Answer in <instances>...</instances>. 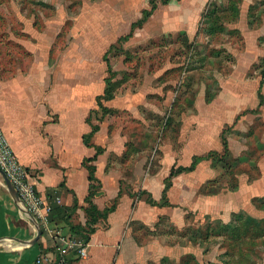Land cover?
<instances>
[{
	"label": "crops",
	"instance_id": "crops-1",
	"mask_svg": "<svg viewBox=\"0 0 264 264\" xmlns=\"http://www.w3.org/2000/svg\"><path fill=\"white\" fill-rule=\"evenodd\" d=\"M32 1L40 6L41 1ZM51 1L42 0L41 5L51 9L49 5L54 4ZM151 1L89 0V3L85 2L86 5L81 3L83 6H80L79 16L75 19L78 23L75 25L71 23V17L65 18L67 11L62 2L64 8L61 19L56 18V9L51 5L54 11L51 15L47 16L43 12L41 15L37 11L32 12V18L24 20L20 32L25 38L14 35L9 27L4 28L5 34L1 36L0 130L6 135L20 163L27 169L30 181L38 193L52 207L51 214L54 213L55 222L50 228L68 234L71 233L70 224H86V199L91 186L89 166L95 168L94 176L100 186L98 194L93 198L94 205L103 211L118 200L115 212L97 225L91 241L87 244L83 242L85 257H79L78 261H68L72 251L77 250H66L60 264H152L156 260L169 258L171 250L166 247L137 244L132 228L138 222L154 226L160 209L151 206L145 199L137 202L126 189H122L124 171L131 168L132 181L136 177L142 183L141 189L154 200H159L164 180L169 176L172 166L182 164V160L190 164L194 156L219 150L221 132L225 127L237 124V120L229 124L241 112V109H236L237 105L226 104L221 108L225 114L218 119L215 113L219 112L212 104L200 102L197 119L202 123L198 125L197 138L189 139L188 148L172 151V158H168L165 151L163 162L153 172L149 168L148 171L144 169L145 165L140 171L136 166V160L142 156L148 160L149 148L143 146L142 151L132 152L130 145L135 144L134 139L110 132L111 126L105 119L99 122L96 120L97 123L90 121L95 112H99V101L107 89L101 65L104 56L119 40L132 33L133 24L142 19L144 11L151 7ZM209 1L173 0L167 5H160L143 27L135 29L125 43L141 39V32L147 33L143 41L150 40L156 31L163 34L168 31L195 34L203 10L210 8L215 0ZM253 1L241 0L237 22L228 28L243 33L245 39L250 38L249 43L242 45L243 53L238 51L241 48L235 47V50L231 43L229 46L221 45L225 50L229 47L232 52L235 67L229 80L237 84H244L243 79L248 77L252 67L264 58V52L259 48L250 49L261 45L264 26L255 32L247 31L246 34L243 30V25L249 21L251 6L257 0ZM173 4H180L181 7L187 4L188 7L186 11L178 9L173 18H163V7ZM13 11L18 17L19 7L15 6ZM39 19L48 30L40 31L36 28L35 22ZM59 34L64 36V45L50 61L47 53ZM42 47L45 49L41 52ZM22 48H26L29 55L23 56L20 53ZM254 79H251L252 84L254 81L261 82L260 74ZM133 98V95L116 96L110 101L101 100V103L110 111L125 110ZM260 111L251 114V121H248L251 115L246 116L240 121V126L250 124L257 118L264 122ZM93 126H98L94 134ZM240 126L236 128L240 129ZM146 140L141 139L138 143L144 145ZM124 157L128 161L124 162ZM181 177L182 174L173 178L175 188L180 186L178 180ZM262 179L259 184L251 187V198L264 197V177ZM127 182L130 184V180ZM151 182L155 183L154 188ZM241 189L240 184L238 190ZM172 190L173 187L168 193V199L170 203L176 204L172 199ZM185 207H188V202ZM177 208L171 210L175 211L174 217H178L181 212V208ZM37 225L42 235L33 243L38 234ZM75 237L81 241L78 236ZM57 246L59 243L51 239L40 223L33 222L21 211L0 174V264H38V260L46 258L50 259L49 264H55L59 253L55 249Z\"/></svg>",
	"mask_w": 264,
	"mask_h": 264
},
{
	"label": "rangeland",
	"instance_id": "rangeland-1",
	"mask_svg": "<svg viewBox=\"0 0 264 264\" xmlns=\"http://www.w3.org/2000/svg\"><path fill=\"white\" fill-rule=\"evenodd\" d=\"M156 1L160 6L161 1ZM41 2L37 6L32 0H0V40L5 27L22 37L20 29L24 20L32 18V12L40 11L41 15L43 12L48 16L54 12V6L56 18L61 19L62 2L67 11L65 18L71 17V23L75 25L79 10L89 0H52L51 9L42 6ZM81 3L84 4L81 6ZM240 3L241 0H215L211 6L209 4L210 8L204 9L197 21L195 34L156 31L150 40L143 41L147 33L141 32V39L135 42L121 40L113 45L101 64L107 83L106 98L124 95H133L134 98L131 105H126L127 109L109 113L99 110L91 121L97 123L96 119H105L111 126L110 132L134 139L135 144L130 145L132 152L142 151L143 146L149 148L148 160L143 156L136 160L139 171L145 165L147 171L149 168L156 172L164 160L165 151L167 157L172 158V151L188 148L189 139L197 138L198 125L202 123L197 119L200 102L212 104L219 112L215 113L218 119L225 114L221 108L226 104L231 103L237 105L236 109H241L229 123L237 120V124L229 125L224 128V133L221 132V148L194 156L199 157L195 164L196 173H183L177 188L172 183L169 191L173 187L172 199L176 204L168 199L169 206L155 207L160 209V215L154 226L138 222L132 228L139 246L152 244L171 250L169 258L152 264H264V197L251 198V187L263 181L264 177V122L257 118L240 126L241 120L252 113H261L260 110L264 119V103L261 105L258 94L260 81L251 83V79L264 71V58L252 67L248 77L243 79L244 84H237L229 80L235 67L232 52L229 47L227 50L221 48V45L229 46L231 43L234 49L241 48L238 51L243 53L242 45L250 42L243 33L228 29L237 22ZM15 6L20 10L18 17L12 12ZM187 7V4L163 7L162 17L173 18L178 9L186 11ZM251 9L249 16L252 19L249 17L248 23L243 25L245 34L264 26V0L255 1ZM36 21V28L48 30L41 19ZM212 30L216 32L210 35ZM64 40L63 35L57 36L47 53L50 61L63 48ZM258 48L264 52V38L261 45L250 47L253 50ZM44 49L40 48L41 52ZM21 51L23 56L28 54L26 48ZM262 88L264 95V85ZM251 120L252 115L248 118ZM237 125L241 130L236 128ZM222 137L229 144V156H224ZM141 139L148 140L141 145L138 143ZM123 160L128 161L127 157ZM193 160L190 164L182 160V164L172 166L170 172L173 168L178 171L190 167ZM124 174L122 189H126L137 202L146 201L147 193L141 189V181L136 177L132 181L133 170H125ZM154 184L151 182L152 188ZM240 184V191L238 188L233 190ZM164 188L160 199L156 200L161 204L165 203L161 201ZM262 194L264 196V191ZM186 202L188 207H185ZM177 206L181 212L174 217L175 211L171 210ZM55 249L62 260L64 251L60 246ZM70 256L68 261H76L80 257L77 251H72Z\"/></svg>",
	"mask_w": 264,
	"mask_h": 264
},
{
	"label": "built area",
	"instance_id": "built-area-1",
	"mask_svg": "<svg viewBox=\"0 0 264 264\" xmlns=\"http://www.w3.org/2000/svg\"><path fill=\"white\" fill-rule=\"evenodd\" d=\"M0 169L4 171L14 187L21 211L31 219L33 218L36 223H40L51 239L59 243L63 251L75 249L80 257H85L86 252L82 241L77 240L71 233L63 234L59 230L50 228L52 207L44 201L35 185L30 181L27 169L20 163L2 130H0ZM37 263L49 264L50 259L38 260Z\"/></svg>",
	"mask_w": 264,
	"mask_h": 264
},
{
	"label": "trees",
	"instance_id": "trees-1",
	"mask_svg": "<svg viewBox=\"0 0 264 264\" xmlns=\"http://www.w3.org/2000/svg\"><path fill=\"white\" fill-rule=\"evenodd\" d=\"M160 1H161V5H167V4H169L173 0H160ZM176 1H181V0H176ZM157 8H158L157 1L156 0H152L151 1V8L148 9V10H145L144 13H143L142 19L133 24V31L135 29H137V28H142L143 25H144V23L153 15V13L155 12V10ZM238 13H239V8H238ZM249 17L252 19L251 16H249ZM133 31H132V33H133ZM215 32L216 31L212 30L211 32H209V34L211 35V34H214ZM132 33L129 36H127L125 38H122L121 40H124V41L129 40V38L132 36ZM121 40H119V42ZM111 48H113V46ZM260 76H261V82H260V88H259L258 94H259V97L261 99V105H262L264 103V95L262 93V87L264 85V71H262L260 73ZM106 95H107V89L105 91V95L100 99L99 105H100V110L106 111V112L109 113V112H112V111H110L107 108H105L102 105L101 100L110 101L113 98H112V96L106 98L107 97ZM96 120L97 121H102V119H96ZM90 121H91V119H90ZM97 130H98V126H93V133L92 134H94ZM223 133H222V135H223ZM222 144H223V148H224V151H225V155L224 156H229V153H231V150L229 149V144L227 142V139H225V138L222 137ZM197 158H199V157H194V160H193V162H192V164H191L190 167L180 168L178 171H176V169L173 168L172 171L170 172L169 176L164 180L165 188H164V191H163V198H162L161 201L164 200L165 203H162L161 204V203L157 202L156 200L153 199V197L150 194H147V200H146L147 203L150 204L151 206H154V207H157V206H163V207L169 206V201H168L167 194H168L169 189L172 186V180H173V178H175L176 176H178L180 174H183V173L194 172L196 170V166H197V165H195ZM88 169L90 171L89 180L91 182V186H90V190H89V196L86 199L87 207L85 208V215H86L87 222H86V224L84 226L70 224V226H71V228H70L71 234L74 235V236H78L79 239L82 242H84L85 244H87V243H89L91 241V236L96 232L97 225L101 221H106L107 218H108V216L111 213L115 212V210L117 208V205H118V200H115L112 203L111 206L107 207L103 211H100L94 205L93 198L98 194V189H99L100 186L97 185V180H96V178L94 176L95 168L89 166ZM237 188H239V187H235V189H233V190H237ZM54 222H55V219H54V213H53V214L50 215V223L51 224H54ZM76 261H78V260H76ZM60 263H61V255L59 253H57V257H56L55 264H60Z\"/></svg>",
	"mask_w": 264,
	"mask_h": 264
},
{
	"label": "water",
	"instance_id": "water-1",
	"mask_svg": "<svg viewBox=\"0 0 264 264\" xmlns=\"http://www.w3.org/2000/svg\"><path fill=\"white\" fill-rule=\"evenodd\" d=\"M0 174L2 175V177H3L4 181H5V184H6L7 188H8V190H9L10 194L12 195V197H13L17 202H19V198H18V195H17V193H16L14 187L12 186L11 182H10L9 179L7 178V176H6V174L4 173V171H2V169H0ZM33 220H34V219L32 218V221H33ZM33 222H35V221H33ZM36 229H37L38 234H37L36 239L33 241V243H36V242L38 241V239H39V238L41 237V235H42L41 228H40L38 225L36 226Z\"/></svg>",
	"mask_w": 264,
	"mask_h": 264
}]
</instances>
